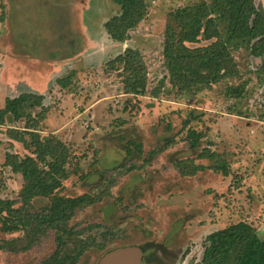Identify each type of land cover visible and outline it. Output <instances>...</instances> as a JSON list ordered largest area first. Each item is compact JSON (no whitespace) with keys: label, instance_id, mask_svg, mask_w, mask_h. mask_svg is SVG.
<instances>
[{"label":"rangeland","instance_id":"1","mask_svg":"<svg viewBox=\"0 0 264 264\" xmlns=\"http://www.w3.org/2000/svg\"><path fill=\"white\" fill-rule=\"evenodd\" d=\"M201 0H146V17L125 42L113 41L104 24L119 13L111 0H0V107L6 97L33 89L49 107L39 133H54L71 146L75 171L59 195L76 196L111 187L102 201L77 211L70 224L101 240L114 229L109 248L137 246L142 264H199L208 234L244 221L264 238V60L244 48L232 50L238 76L209 87L183 90L171 84L162 57L164 30L178 7ZM264 11V0H257ZM207 41L189 44L197 47ZM140 52L146 68V94L124 92L120 66L110 61L125 48ZM67 78L60 88L57 79ZM245 84L244 96L225 95L227 84ZM157 92V95H154ZM203 139L197 150L185 141L155 156L149 152L182 128L188 111ZM242 114V115H240ZM23 126V123L14 124ZM0 127V195L16 201L23 180L4 164L6 152H28ZM209 148L227 162L230 173L211 170L182 176L175 161L193 160ZM110 179V181H109ZM48 199L32 201L40 210ZM23 238L22 232L0 239ZM49 230L25 252L0 251V264H41L55 249ZM103 252L84 253L78 264H98Z\"/></svg>","mask_w":264,"mask_h":264},{"label":"trees","instance_id":"2","mask_svg":"<svg viewBox=\"0 0 264 264\" xmlns=\"http://www.w3.org/2000/svg\"><path fill=\"white\" fill-rule=\"evenodd\" d=\"M119 13L105 22L110 38L125 42L147 14L146 0H111ZM257 0H201L178 7L170 14L164 30L162 57L171 84L183 90L195 86L209 87L238 76L232 50L244 48L250 56L264 57V11L258 9ZM207 41L204 46L189 44ZM120 66L125 93L145 96L146 68L140 52L125 48L110 61ZM264 80V60L260 66ZM67 78L57 79L60 88L67 87ZM244 84H227L225 95L240 99L245 93ZM157 95V92H154ZM44 93L27 89L18 95L6 97L0 107V127L8 125L7 135L20 143L27 154L6 152L4 164L23 180L19 191L20 206L16 201L0 195V233L22 232L23 238L0 239V251L25 252L49 230L54 231L55 249L41 264H78L85 252L96 249L106 253L117 239L114 229L101 234V240L85 235V227L70 224L77 211L94 205L105 197L113 181L103 178L95 189L76 196L59 195L63 181L75 171L71 146L54 133L42 136L39 127L49 107L45 106ZM242 115V114H240ZM202 119L191 110L182 120V128L175 136H167L162 144L149 152L155 156L185 141L190 150H197L203 139L197 125ZM23 123L21 128L14 124ZM220 155L202 148L197 158L212 160L211 164H196L193 160H177L175 166L182 176H195L197 172L211 170L228 176L230 168ZM48 199L49 204L40 210L32 209V201ZM199 264H264V238L256 229L244 222L230 224L207 235Z\"/></svg>","mask_w":264,"mask_h":264},{"label":"water","instance_id":"3","mask_svg":"<svg viewBox=\"0 0 264 264\" xmlns=\"http://www.w3.org/2000/svg\"><path fill=\"white\" fill-rule=\"evenodd\" d=\"M143 252L137 246H122L104 253L98 264H142Z\"/></svg>","mask_w":264,"mask_h":264}]
</instances>
